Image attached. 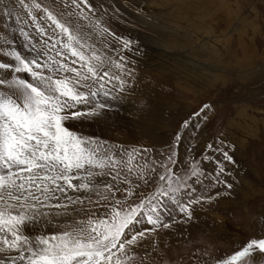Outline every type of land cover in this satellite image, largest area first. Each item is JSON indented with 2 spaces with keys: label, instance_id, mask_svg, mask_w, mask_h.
Instances as JSON below:
<instances>
[{
  "label": "rangeland",
  "instance_id": "374dc122",
  "mask_svg": "<svg viewBox=\"0 0 264 264\" xmlns=\"http://www.w3.org/2000/svg\"><path fill=\"white\" fill-rule=\"evenodd\" d=\"M120 1L135 2L140 9L138 15L145 20L128 15ZM138 1L89 0L92 11L84 8L85 15L98 20L112 35H97L91 26L83 30L92 33L91 42L104 56L123 64V71L115 64L110 71L114 76L123 75L126 81L122 91L114 92V98L101 96L100 100L111 105L106 110L113 114L125 111L130 129L135 126L132 121L140 118L147 121L145 130L136 129L134 135L123 134L133 137L130 143L127 137V140L114 137L112 141L97 138L112 149L120 162L122 175L132 168L135 194L128 197L126 203H140L139 197L167 189V182L159 181V175L166 174V168H174L188 185L187 190L182 188L175 195L188 206L191 219L188 213H181L170 200L167 201L169 207L175 208V219L165 215L163 219L170 227L146 234L140 240L134 249L137 253L134 264H222L250 240L264 239V0H175L178 7H184L164 11L173 13L172 19L162 15L159 25L178 26V36L172 40V45L181 48L186 56L179 60H167L165 56L162 59L161 55L167 52L164 48H159L160 53L153 52L156 46L152 42L168 45L171 38L162 28L154 27L148 18L157 14L158 7L154 8L157 4L151 0ZM24 2L29 8L34 2L39 3L42 9L51 11L73 28L88 25V21L76 15L80 9L71 6L70 0ZM171 2L175 4L173 0H166L165 5ZM32 11L47 29V24L40 19L44 12ZM174 13L178 15V22L174 21ZM21 28L30 34L33 42L40 43L28 10L20 0H0V46L15 40L13 47L31 55L23 47L25 40L20 35ZM195 33L199 40L207 43L203 51L194 48ZM125 40L130 42L127 48ZM0 60H5L2 53ZM199 60L208 67V71L201 72L204 79L201 82L187 79L189 74H182V70L199 68ZM5 62L11 63L10 60ZM173 66L180 71L172 70ZM215 67L220 68L215 71ZM129 72L130 75H125ZM133 150L141 155H135L129 163L127 153ZM224 152L229 154L231 161L224 159ZM142 157L146 158V163ZM173 161L178 163L174 165ZM193 164L204 175L193 177ZM220 166L224 172L217 175ZM137 174H143L142 178L137 180ZM96 179L97 182H114L109 177ZM144 179L148 180L147 184ZM127 186L121 184V187ZM79 195L86 198L82 207L89 215L105 211L88 203L87 197L93 201L98 199L94 192ZM197 197L202 198L201 202L191 204L190 200ZM119 199L125 200V194H119ZM149 227L147 223L142 226L143 229ZM142 228L138 226L136 230ZM58 231L60 229L56 228ZM253 253L251 260L245 258L244 264H264V254L258 250ZM13 254L16 253L0 255Z\"/></svg>",
  "mask_w": 264,
  "mask_h": 264
},
{
  "label": "snow or ice",
  "instance_id": "6c2138e0",
  "mask_svg": "<svg viewBox=\"0 0 264 264\" xmlns=\"http://www.w3.org/2000/svg\"><path fill=\"white\" fill-rule=\"evenodd\" d=\"M70 2L80 9L76 15L88 25L73 28L39 3L29 8L20 0L40 43L33 42L21 28L23 47L31 55L13 47L15 40L0 46L5 57L0 60V254L16 253L0 255V264H134V249L140 240L153 231L169 228L165 215L175 219V208L167 201L191 219L188 206L175 195L182 188L187 190L188 185L174 168H166V174L159 175V181L167 182V189L139 197L140 203L128 204L127 198L135 194L132 168L122 175L112 149L98 138L69 128L67 122L100 116L110 109L111 105L100 97L114 98V92L122 91L126 84L123 75L114 76L110 71L113 64L123 71V64L104 56L91 42L92 33L83 29L91 26L100 36L112 33L85 15L84 8L92 11L89 0ZM32 9L44 12L40 19L47 29ZM129 44L124 41L125 48ZM135 155L141 154L135 150L127 153L129 163ZM123 156L120 153L121 161ZM223 156L232 159L227 152ZM223 172L224 168L218 167L217 175ZM142 175L137 174L136 179ZM201 175L204 173L193 164L192 176ZM97 177H109L114 182H97ZM70 192H94L98 199L87 197L88 203L105 211L89 215L82 207L86 198ZM119 194H125V200H120ZM201 199L190 203H200ZM145 223L150 227L143 229ZM49 226L60 231L45 234L43 229ZM138 226L142 230L137 231ZM37 227L41 229L39 234H28ZM253 250L264 254V239L250 240L222 264H244L245 258L251 260Z\"/></svg>",
  "mask_w": 264,
  "mask_h": 264
},
{
  "label": "bare ground",
  "instance_id": "6f19581e",
  "mask_svg": "<svg viewBox=\"0 0 264 264\" xmlns=\"http://www.w3.org/2000/svg\"><path fill=\"white\" fill-rule=\"evenodd\" d=\"M116 1V0H115ZM135 1V0H134ZM165 1L166 0H151L150 2L153 3V4H157L154 6L155 7H158L156 8V11L157 14H151L148 16L149 20H151L152 22L151 23H154L155 25H153L154 27H160V29L162 28L163 31L166 32L167 35L170 36V43L165 44V45H161L160 43L158 42H152V44H154L156 46L153 47L152 50H154L153 52H158L160 53V50L159 48H164L167 52H165L166 55H161L162 59H163V56L166 57L167 60H171V59H177L179 60V58H186L185 54H184V51H181L179 48H177L176 46L174 47L172 44L174 43V41L177 39L176 37L178 36V26H175V27H171L170 25H168L167 27H164L163 25H159L161 23V21L159 20V17L162 16V15H165L170 19H172V14H170L169 12L165 13L164 11H166L167 9L171 10L172 8L174 9V7L177 6V8H181V7H184V6H181V7H178L180 6L179 3L177 4L174 1V5L173 3L171 2L169 5H165ZM170 1V0H169ZM193 1V0H192ZM121 3V6L122 8L124 9V11H126L129 14L131 15H134V16H138L136 17L138 20L139 18L142 20H145L142 16H139L137 12H140V9L138 10L137 7L134 3L133 4H128V3H125L124 1H120ZM140 1H138L137 3H140ZM147 2V1H146ZM179 2V1H178ZM196 3V2H195ZM218 3V2H217ZM165 5V6H164ZM182 5V3H181ZM208 6V5H207ZM165 7V8H164ZM223 10V9H222ZM150 11V10H149ZM176 12V10H175ZM181 12V11H180ZM184 12V11H183ZM151 13V12H150ZM165 13V14H164ZM130 15V16H131ZM163 17V16H162ZM197 17V16H195ZM168 18L166 20H168ZM174 21L175 19L177 20L178 22V15L176 13H174ZM198 18V17H197ZM162 19V18H160ZM196 20V19H195ZM140 21V20H139ZM173 21V22H174ZM171 22V21H170ZM170 22H167V23H170ZM145 24V23H144ZM157 24V25H156ZM213 26V25H212ZM187 27V25H186ZM195 27V26H194ZM183 29V28H182ZM186 29H189V28H186ZM210 29V28H209ZM213 30V29H212ZM181 31V30H180ZM216 31V30H215ZM207 32V31H206ZM213 32V31H212ZM222 32V31H221ZM219 32V34L221 33ZM208 33V32H207ZM211 33V32H210ZM194 34V33H193ZM209 34V33H208ZM192 35V34H191ZM221 35V34H220ZM219 36V35H218ZM217 37V35H216ZM143 38V36H142ZM203 39V38H202ZM207 39V38H206ZM209 39V38H208ZM214 39V38H213ZM174 40V41H172ZM187 40V39H186ZM193 41L196 43V45L194 46L195 50L197 49H204L205 48V45L207 43H203L201 40L198 39V36L197 34L195 33V35L193 36ZM211 42V41H210ZM146 44V43H145ZM146 45H149L150 44H146ZM194 45V44H193ZM210 46V45H209ZM194 50V49H193ZM218 50V49H217ZM147 51V50H146ZM169 51V52H168ZM203 51V50H202ZM198 52V51H197ZM216 54V53H215ZM200 64H199V68H196V66H192L193 69L192 70H182V74H189L190 77H187L188 78H191L192 80H197V81H202V79H204V75H202L201 72L203 71H208V67L204 66L202 64V62L204 61H200ZM210 66H212V64H210L209 62L210 61H206ZM172 64H173V61H172ZM218 64V63H217ZM161 68H163V66L161 65L160 66ZM179 68H181L182 66L178 65ZM178 67H172L171 69L172 70H178ZM220 67H215V71H217ZM212 70V69H211ZM180 71V69L178 70ZM224 69L221 70V72L223 73ZM162 73V70L160 71ZM220 72V73H221ZM225 73V72H224ZM140 96V94L138 95ZM132 99V98H131ZM130 99L128 100V103H129ZM127 103V104H128ZM115 112V111H114ZM125 111H120V112H116V114L112 113L111 110H104V113L100 116H95V117H88L87 119H81V120H72L70 122H67L68 123V126L71 130L73 131H76L78 133H81V134H85V135H88V136H91V137H95V138H104L106 140H113L114 137L116 138H122V139H126L127 137V143H130L133 141V137L131 135H123L125 132L129 133V134H132L134 135L133 131L134 130H139V131H142V130H145V127L147 126V121L146 120H143V119H137V122H133L132 123L135 125L132 129L131 128V125L129 123V117L127 116V114L123 113ZM120 114H123V116H121ZM143 120V121H142ZM70 194V193H69ZM72 194V193H71ZM70 194V195H71ZM73 195H79V194H76V193H73ZM55 229V230H54ZM41 231V229L39 227H37L36 231L35 232H30L28 234H32V235H35V234H39V232ZM43 231L45 232V234L47 233H52V232H56V228H46V229H43Z\"/></svg>",
  "mask_w": 264,
  "mask_h": 264
},
{
  "label": "built area",
  "instance_id": "2783aa9c",
  "mask_svg": "<svg viewBox=\"0 0 264 264\" xmlns=\"http://www.w3.org/2000/svg\"><path fill=\"white\" fill-rule=\"evenodd\" d=\"M25 8V7H24ZM37 14V13H36ZM39 15V14H38Z\"/></svg>",
  "mask_w": 264,
  "mask_h": 264
}]
</instances>
